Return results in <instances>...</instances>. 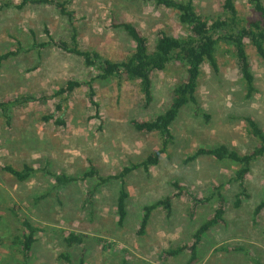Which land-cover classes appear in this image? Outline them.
<instances>
[{"label": "rangeland", "instance_id": "374dc122", "mask_svg": "<svg viewBox=\"0 0 264 264\" xmlns=\"http://www.w3.org/2000/svg\"><path fill=\"white\" fill-rule=\"evenodd\" d=\"M10 1L21 2L0 0V5ZM195 2L205 17L225 14V0ZM235 3L242 16L255 17L249 0ZM70 8L76 11L82 47L116 61L133 52L135 44L122 29L112 27L113 21H132L151 44L161 30L186 34L176 11L152 2L74 0ZM46 28L57 39L71 37L68 18L54 5L28 4L0 11V53L24 48L22 55L0 64V101L32 98L12 111L9 125L0 113V200L8 201L6 210L0 207V264H24L13 241L25 219L39 228L32 261L25 264H80L82 258L84 264H122L123 260L128 264H264V209L255 214L264 199V157L253 165L247 179L250 197L241 207L234 204L239 191L233 180L236 164L208 156L186 162L201 146L228 144L242 153L255 146L244 119L252 116L264 129V58L255 46L247 42L256 87L251 98L246 97L231 45L220 44L217 69L203 64L197 99L209 118L197 114L195 104L183 109L173 126L176 140L169 152L150 171L140 168L127 176V217L119 224L121 181L100 184L97 175L85 177V172L93 162L99 175L118 174L161 146L157 132H140L132 120L153 119L165 111L185 69L171 63L155 72L153 99L146 103L137 81L100 79L98 69L77 55L55 46L35 48L34 39H48ZM69 80L83 85L55 96ZM92 90L98 105L90 99ZM50 114L55 119L45 121ZM58 118L65 124L56 123ZM26 163L42 169L23 183L2 168L6 164L21 168ZM45 168L78 179L58 190ZM175 181L185 188L173 198L172 211L156 210L141 232L145 206L177 194ZM216 187L226 198V223L204 235L194 261L189 251L169 256V250L194 242L197 229L219 204ZM189 193L210 196L211 201H202L194 209ZM72 231L85 234V242L69 247L64 238Z\"/></svg>", "mask_w": 264, "mask_h": 264}, {"label": "trees", "instance_id": "16d2710c", "mask_svg": "<svg viewBox=\"0 0 264 264\" xmlns=\"http://www.w3.org/2000/svg\"><path fill=\"white\" fill-rule=\"evenodd\" d=\"M74 0H21L20 3L15 1L5 2L0 5V11L11 7L22 9L28 4H49L59 9L63 16H66L71 26V37L69 40L57 39L53 36L49 28H46L48 39L39 41L34 39L33 46L43 49L50 46L58 47L70 54L77 55L84 59L87 66L96 67L99 71L97 78L111 79L118 78L125 81H137L141 91L144 94L146 103L153 99V75L157 71L166 70L171 63L180 64L184 67L185 72L183 78L175 85L173 96L169 107L158 114L153 119H133L132 124L140 132L154 133L157 132L161 138V146L150 153L146 158L139 162L126 166L118 174L108 177L99 175L98 170L93 162H91V170L85 172V177H99V183H107L114 180L121 181L120 194L118 197V214L119 224H123L127 217V199L129 192L126 188V178L133 171L143 168L150 171L151 167L158 164L161 157L169 152L170 146L176 140L173 126L180 116L183 109L190 104L197 105L196 113L203 114L207 119L209 115L202 111L198 104L197 90L199 87V79L202 73V66L206 62L210 63L214 68H218L217 51L221 43L229 44L237 56L239 66L242 72L245 88L247 89V98H251L256 92L255 77L251 69L250 57L247 52V42L250 41L256 48L261 57L264 58V1L249 0L255 14L254 18L242 16L236 6L235 0H225V14L215 18H208L202 15L198 9L195 0H142L152 2L156 6L165 7L176 11L181 24L185 27L186 34L171 35L165 30H161L156 41L151 44L150 38L145 32L132 21L117 20L112 22V27L120 28L131 38L135 44L133 52L121 61H116L104 56L101 52L93 49L82 47L79 40V29L75 25L76 11L70 8ZM24 48H17L0 53V64L11 57L22 55ZM83 85L79 80H69L67 84L61 87L55 96L73 92L77 87ZM90 85V84H89ZM91 89H92V85ZM90 99L93 104L98 105L94 100V91L90 93ZM32 100L31 97H18L14 99H5L0 101V113L9 125L12 122V111L27 101ZM60 107V106H59ZM55 119L54 114L44 117L45 121ZM247 132L255 139V146L249 151L242 153L237 148L228 144H220L217 146H201L191 154L186 162L196 160L201 156L215 158L220 162H229L237 165L233 180L238 184L239 191L235 197V207H241L245 200L250 197L247 188V179L249 178L255 162L264 157V129L252 116H246ZM56 123L64 125L62 118L55 120ZM3 170L10 173L17 182L23 183L37 174L42 167H35L28 163L21 168L11 164L2 166ZM55 181L54 188L58 190L65 188L71 182L78 178L63 171L51 172L45 168ZM177 194L167 195L164 198L150 203L144 208V216L141 224V232H143L152 214L159 208L172 211L173 198L182 194L184 186L178 181L174 182ZM215 196L219 199L218 206L208 215L194 235V242L185 244L176 249L168 251L169 256H175L184 251H189L192 261L197 257L198 246L202 243L204 235L220 224L226 223V198L221 187H216ZM89 196L93 195V191H89ZM193 198V208L204 201L209 203L211 197L202 198L189 193ZM7 199L0 200L1 209H7ZM264 209V199L257 205L255 214H260ZM38 226L32 221L25 219L20 232L14 237V244L17 253H22V263H31L33 258V248L37 241L36 234ZM86 235L76 232H68L65 235V242L69 247L79 246L85 242ZM69 259V258H68ZM198 259V258H197ZM80 264H84V258ZM122 264H128L123 260Z\"/></svg>", "mask_w": 264, "mask_h": 264}]
</instances>
